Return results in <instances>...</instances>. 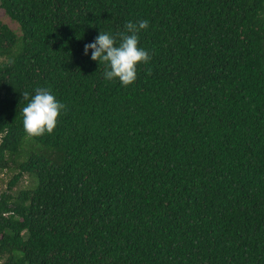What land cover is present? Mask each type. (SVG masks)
<instances>
[{
    "label": "trees",
    "instance_id": "obj_1",
    "mask_svg": "<svg viewBox=\"0 0 264 264\" xmlns=\"http://www.w3.org/2000/svg\"><path fill=\"white\" fill-rule=\"evenodd\" d=\"M0 10V264H264V0ZM141 20L151 60L122 87L84 46ZM36 88L66 111L28 138Z\"/></svg>",
    "mask_w": 264,
    "mask_h": 264
},
{
    "label": "clouds",
    "instance_id": "obj_2",
    "mask_svg": "<svg viewBox=\"0 0 264 264\" xmlns=\"http://www.w3.org/2000/svg\"><path fill=\"white\" fill-rule=\"evenodd\" d=\"M148 26L147 20H141L135 24L126 23L125 31L115 34L100 32L94 42L84 46V55L91 50V60L105 65L106 80H118L122 87L131 86L137 79L138 65L147 64L151 60V54L138 47L139 33ZM147 75H151L150 68ZM21 95L23 100L28 101L22 109L23 127L28 138L52 134L66 106L58 102L47 88H36L31 97L28 92Z\"/></svg>",
    "mask_w": 264,
    "mask_h": 264
},
{
    "label": "rangeland",
    "instance_id": "obj_3",
    "mask_svg": "<svg viewBox=\"0 0 264 264\" xmlns=\"http://www.w3.org/2000/svg\"><path fill=\"white\" fill-rule=\"evenodd\" d=\"M0 21L8 26L10 30H12L17 36H20V30L19 26L10 20L1 10H0ZM4 59L0 58V62ZM24 159V158H22ZM14 169H10L8 171H5L0 176V194L6 191L7 183L10 181V179L15 174ZM34 185V180L28 176H24L20 182L13 188V190L10 192L11 195L15 196L20 190L30 188Z\"/></svg>",
    "mask_w": 264,
    "mask_h": 264
}]
</instances>
